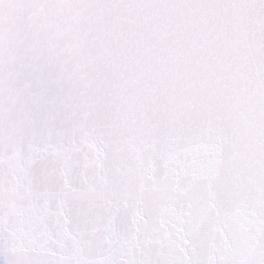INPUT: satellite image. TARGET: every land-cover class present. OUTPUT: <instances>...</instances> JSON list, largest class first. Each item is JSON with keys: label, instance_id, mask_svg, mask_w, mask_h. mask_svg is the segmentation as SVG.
I'll return each instance as SVG.
<instances>
[{"label": "snow or ice", "instance_id": "1", "mask_svg": "<svg viewBox=\"0 0 264 264\" xmlns=\"http://www.w3.org/2000/svg\"><path fill=\"white\" fill-rule=\"evenodd\" d=\"M0 264H264V0H0Z\"/></svg>", "mask_w": 264, "mask_h": 264}]
</instances>
